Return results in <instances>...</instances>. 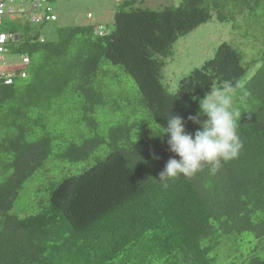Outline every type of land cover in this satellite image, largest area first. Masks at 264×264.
<instances>
[{"label":"trees","instance_id":"obj_1","mask_svg":"<svg viewBox=\"0 0 264 264\" xmlns=\"http://www.w3.org/2000/svg\"><path fill=\"white\" fill-rule=\"evenodd\" d=\"M114 1L108 28L7 30L29 64L0 83V264H264V51L243 84L244 56L226 42L175 92L160 80L174 44L213 14L264 41V0ZM225 83L241 113L238 158L160 178L179 159L168 116L194 133L193 97Z\"/></svg>","mask_w":264,"mask_h":264},{"label":"rangeland","instance_id":"obj_2","mask_svg":"<svg viewBox=\"0 0 264 264\" xmlns=\"http://www.w3.org/2000/svg\"><path fill=\"white\" fill-rule=\"evenodd\" d=\"M123 1L126 0H121V2ZM31 2L32 0H25L19 5L24 10L21 20L3 19V30L19 31L21 25H28L32 30L40 31L42 38H46L48 35L54 36L53 25L44 26L29 22L28 12L31 10ZM142 3L146 8L157 10L164 7L176 8L180 5L181 0H142ZM49 5L58 18L56 26H82L89 23L108 28L112 24L114 12L119 4L114 0H49ZM44 6V4L41 5L38 10L43 9ZM88 14L92 16L91 19H87ZM243 26L235 31L231 28V24L219 22L216 15L213 14L212 20L179 39L174 44L172 55L165 61L161 73L160 80L165 90L169 93L175 92L179 81L211 59L218 46L224 42L233 45L244 56L247 71L241 84L250 79L259 67L257 61L261 56L260 53L264 51V41L259 40L260 38L257 36L258 39L248 29V26ZM261 38H264V32L261 33ZM17 46V44L14 45V47ZM129 81L131 83V80Z\"/></svg>","mask_w":264,"mask_h":264},{"label":"clouds","instance_id":"obj_3","mask_svg":"<svg viewBox=\"0 0 264 264\" xmlns=\"http://www.w3.org/2000/svg\"><path fill=\"white\" fill-rule=\"evenodd\" d=\"M233 94L232 86L225 83L223 87L210 90L202 99L193 97L199 101L200 108L195 115L188 117V121L199 125L194 133L186 131L181 116H168L165 128L167 143L179 159L170 158L160 178L194 175L204 164H210L211 172L215 173L222 161L238 158L244 145L237 132V118L241 117V113L234 107Z\"/></svg>","mask_w":264,"mask_h":264},{"label":"built area","instance_id":"obj_4","mask_svg":"<svg viewBox=\"0 0 264 264\" xmlns=\"http://www.w3.org/2000/svg\"><path fill=\"white\" fill-rule=\"evenodd\" d=\"M25 0H0V83L3 85H12L16 78H25V66L29 64V59L23 54L13 53L12 46L17 42V36L10 31L3 30L2 20L7 18L10 21L21 20L24 10L19 7ZM43 9L38 10L41 5ZM29 22L31 24L42 25L44 23L55 22L57 17L51 11L48 0L32 1ZM37 9V11H35ZM33 13V14H32ZM88 18L90 16L88 15ZM102 34V31L100 32ZM19 69L18 73L16 72Z\"/></svg>","mask_w":264,"mask_h":264}]
</instances>
